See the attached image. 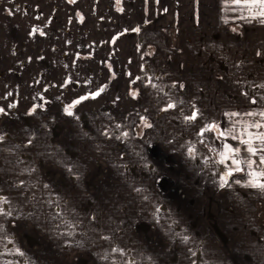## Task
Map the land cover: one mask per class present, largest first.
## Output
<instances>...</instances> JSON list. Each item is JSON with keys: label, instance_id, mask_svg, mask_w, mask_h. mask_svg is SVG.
Here are the masks:
<instances>
[{"label": "crops", "instance_id": "1", "mask_svg": "<svg viewBox=\"0 0 264 264\" xmlns=\"http://www.w3.org/2000/svg\"><path fill=\"white\" fill-rule=\"evenodd\" d=\"M260 10L251 0H0V264H264V188L253 186L264 171L231 181L215 171L228 253L208 221L209 190L181 175L191 170L125 167L165 160L156 145L183 155L195 137L171 131L175 119L220 120L210 102L224 89L212 91L204 67L224 61L228 26L264 32ZM165 176L177 177L168 189Z\"/></svg>", "mask_w": 264, "mask_h": 264}, {"label": "rangeland", "instance_id": "2", "mask_svg": "<svg viewBox=\"0 0 264 264\" xmlns=\"http://www.w3.org/2000/svg\"><path fill=\"white\" fill-rule=\"evenodd\" d=\"M242 28L243 27H241L240 34L232 25L228 26L229 32L225 34V47L221 55L224 61H219L214 56V58H210V61H208L204 67L205 71L207 68V77L212 79V81H210L212 82V91L216 92L217 88L221 90L220 87L224 89V95L222 91H220L219 97H217V99L212 98L214 101L210 102V104L214 106H216L217 103L219 106L222 105L221 108L219 107L221 115L220 120L213 122L208 128H193V125H190L189 122H186L187 124L184 125L182 121L175 119L172 123L173 127L171 131H175L179 135L183 134L185 136L195 137H191L190 143L185 146V153H183L184 157L182 152H179L178 149L177 151L173 149V152L171 149H165L164 146L156 145L159 149H152L153 156L157 157L161 153L165 156V160L164 157H161L160 159H153L150 164L144 165L142 161H138L136 162L137 164L132 165L130 162L125 166L131 172H139L142 169L153 170L155 168L156 170H154L156 172L166 175H177V177H181V179V175H183L184 178L188 179L189 182L193 184L197 191L205 193L209 190L208 199L211 211L214 209V213L213 215H209L208 221L214 231L217 232V230H219L222 233L223 237L220 238V240L226 244V248H229V250L225 248L228 253H231L230 238L217 224V221L219 222V213L217 214L216 208L219 202L215 192L216 180L218 178L215 171L222 170L223 172H228V170H230V181L235 176H241L242 180L248 178L250 173L258 174L264 171V163L258 160L249 161L248 157L251 155V152L248 151L249 144L242 142H250L251 138L256 136L259 137L264 133V115H261L264 113V32H246L244 29L242 30ZM168 36L170 38V45L175 46V42H178L175 30L170 34L168 33ZM252 40H257L258 46L256 48L251 47L250 41ZM238 46L241 47L239 50L236 48ZM184 52L186 55L191 54L186 49ZM239 54L241 55L240 62L237 60ZM191 56L193 55L191 54ZM178 85L177 88L179 89H184L186 87L183 82ZM171 93L169 88L164 91L166 95H170ZM170 105L168 106L174 107V104ZM151 124L152 122L150 119H145V121L134 128V132L137 133V135H142L143 132H147ZM256 125H260V127ZM166 129L169 130V128ZM221 133L224 134L222 135ZM196 137L202 138L198 140ZM121 143L120 146L123 147L124 143ZM226 145L230 146L232 151H229ZM254 148L256 149L257 156L264 152V144H258L254 146ZM236 149H239L237 154L240 158H237V155H233ZM222 153H224L226 157L223 163L220 162ZM234 159L240 161V170L235 171L233 174L232 170L237 168V165L233 163ZM185 170H191L192 172L190 173ZM180 171L185 172L180 175ZM200 172H202L203 175L206 173L208 177L205 178L201 176L202 173L200 174ZM190 174H195V176ZM177 177H162L163 181L161 184H163V188L168 189L171 184L174 185ZM203 177L205 178L204 182H202ZM242 194L245 195L246 198L249 197L248 193ZM198 196L200 195L194 192L193 197L188 199V203L192 207H195ZM259 211L261 214L263 208ZM99 220L100 219L97 218L96 222ZM136 230H138V227ZM151 231L152 227L146 224H142L138 230L145 238L152 235H150ZM210 232L213 234L212 231ZM154 254L155 252H150V256ZM198 255H200V253H198ZM170 259L172 263L178 261L176 255L171 256ZM131 261L133 263L134 260L132 259Z\"/></svg>", "mask_w": 264, "mask_h": 264}, {"label": "snow or ice", "instance_id": "3", "mask_svg": "<svg viewBox=\"0 0 264 264\" xmlns=\"http://www.w3.org/2000/svg\"><path fill=\"white\" fill-rule=\"evenodd\" d=\"M234 2L236 3V4H240L241 3V0H234ZM248 2V0H245V3H247ZM251 4H253V5H255V4H258V5H260L261 6V10H260V12H259V15H261V16H264V0H251ZM261 22H264V20H262ZM77 103H78V101H77ZM171 106V105H170ZM0 111H2V109H0ZM69 114H71V113H69ZM261 115H264V113H262ZM194 118V117H193ZM257 127H260V125H256ZM222 135L224 134V133H221ZM260 139L261 140H264V134H261V136H260ZM243 143H246V144H249V147H248V151L249 152H251L252 154H255L256 153V149L254 148V147H252L251 146V144H250V142L249 141H242ZM226 148L229 150V151H232V149L230 148V146H227L226 145ZM236 152H239V149H236L235 150ZM222 155V159H221V163H223L224 162V158H226L225 157V155H224V153H222L221 154ZM233 163L234 164H236L237 165V168L235 169L236 171H239L240 170V168H239V164H240V161H238V160H233ZM261 163H264V156H262L261 157ZM226 175H231V171H229ZM261 175H264V173H261ZM223 186V185H222ZM253 186H257V187H261V188H264V184H260V183H256V184H254Z\"/></svg>", "mask_w": 264, "mask_h": 264}]
</instances>
